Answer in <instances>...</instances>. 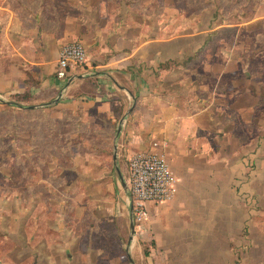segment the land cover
<instances>
[{
  "label": "crops",
  "instance_id": "crops-1",
  "mask_svg": "<svg viewBox=\"0 0 264 264\" xmlns=\"http://www.w3.org/2000/svg\"><path fill=\"white\" fill-rule=\"evenodd\" d=\"M159 2L0 0V103L96 108V119L112 122L122 117L118 133L128 132L130 153L152 149L153 142L164 145L159 149L177 179L173 199L149 205L143 234L152 230L156 252L176 255L174 264H245L231 249L228 234L214 233L221 221L213 218L211 202L256 196V139L241 143L231 128L224 132L232 156L216 172L217 157L210 151L214 136L223 132L220 119L230 125L234 116L247 113L241 111L246 96L248 101L256 97L239 76L244 77L242 63L224 52L222 62L209 60V29L166 31ZM258 21H264V14H256ZM74 41L84 45L87 62L67 79H58L59 53ZM210 77L213 83L205 81ZM222 174L230 176L224 187ZM240 208L243 213L244 206ZM235 210L227 202L224 211ZM214 243L222 248L214 250ZM135 247L131 245L132 255Z\"/></svg>",
  "mask_w": 264,
  "mask_h": 264
},
{
  "label": "rangeland",
  "instance_id": "rangeland-1",
  "mask_svg": "<svg viewBox=\"0 0 264 264\" xmlns=\"http://www.w3.org/2000/svg\"><path fill=\"white\" fill-rule=\"evenodd\" d=\"M262 3L264 0H161L158 4L165 8L162 23L169 33L209 29L213 54L209 60L232 58L242 63L244 77L240 72L239 76L247 81L245 90L251 88L256 97L248 101L246 96L241 111L247 113L239 119L234 116L230 125L220 119L223 132L214 136L210 151L217 157L216 172L232 156L224 132L231 128L241 143L256 139V196L211 202L213 218L221 221L214 233H227L231 249L245 264H264V172L260 161L264 157V36L257 40L258 34H264V21L256 22V14H264ZM97 111L0 103V264H174L176 255L156 252L152 230L130 240L128 190L116 170L128 186L127 161L132 155L128 132L118 133L122 117L115 122L99 120ZM247 161L251 168L250 159ZM221 177L224 187L230 176ZM227 202L236 213L224 211ZM147 222L142 226L148 228ZM132 244L136 245L134 256ZM213 246L214 250L222 248L216 243Z\"/></svg>",
  "mask_w": 264,
  "mask_h": 264
},
{
  "label": "built area",
  "instance_id": "built-area-1",
  "mask_svg": "<svg viewBox=\"0 0 264 264\" xmlns=\"http://www.w3.org/2000/svg\"><path fill=\"white\" fill-rule=\"evenodd\" d=\"M87 51L81 42L74 41L62 47L58 59V79L68 78L70 71L83 67ZM157 142L152 149L135 153L128 161V202L136 234H143V224L150 219V204L173 199L177 193V179Z\"/></svg>",
  "mask_w": 264,
  "mask_h": 264
},
{
  "label": "water",
  "instance_id": "water-1",
  "mask_svg": "<svg viewBox=\"0 0 264 264\" xmlns=\"http://www.w3.org/2000/svg\"><path fill=\"white\" fill-rule=\"evenodd\" d=\"M122 122V121H121ZM120 128V127H119ZM120 130V129H119ZM113 159H114V161H116V159H117V147H115V153H114V155H113ZM116 170H117V172H118V174H119V176H120V179H121V181H122V183H123V187H124V189H127L128 190V186L126 185V182H125V180H124V178L122 177V175H121V173H120V170L118 169V168H116ZM130 229H131V237H130V240H132V238L135 236V229H134V224H133V220H132V209H131V207H130ZM131 261V260H130ZM132 262V261H131Z\"/></svg>",
  "mask_w": 264,
  "mask_h": 264
},
{
  "label": "trees",
  "instance_id": "trees-1",
  "mask_svg": "<svg viewBox=\"0 0 264 264\" xmlns=\"http://www.w3.org/2000/svg\"><path fill=\"white\" fill-rule=\"evenodd\" d=\"M218 33V31H215V34H217ZM261 36H264V34H258V36H257V40L258 41H261V40H259V38H261ZM212 39V38H211ZM210 41H208V42H206L205 44L207 45V44H210L209 43ZM9 105H11V104H9ZM14 106V105H13Z\"/></svg>",
  "mask_w": 264,
  "mask_h": 264
}]
</instances>
